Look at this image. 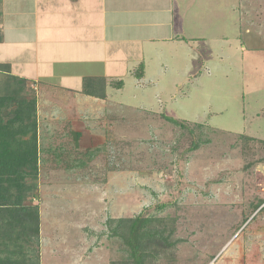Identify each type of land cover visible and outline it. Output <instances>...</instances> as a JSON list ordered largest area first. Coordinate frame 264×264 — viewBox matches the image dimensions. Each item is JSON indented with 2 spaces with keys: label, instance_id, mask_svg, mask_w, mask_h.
I'll return each instance as SVG.
<instances>
[{
  "label": "rangeland",
  "instance_id": "obj_1",
  "mask_svg": "<svg viewBox=\"0 0 264 264\" xmlns=\"http://www.w3.org/2000/svg\"><path fill=\"white\" fill-rule=\"evenodd\" d=\"M174 6L223 59L200 62L195 82L173 85L192 63L175 66L168 47L175 68L154 69L156 85L152 75L141 85L132 76L118 95L107 87L104 95L95 84L105 97L89 103L73 76L83 48L69 42L79 30L69 20L49 21L37 45L32 30L7 32L0 96L12 93L14 77L27 80L21 94L37 98L44 148L32 202L39 236L23 244L28 263L135 264L144 241L152 243L142 251L153 252L144 264H264V210L254 214L264 199V0ZM242 16L251 34L239 29Z\"/></svg>",
  "mask_w": 264,
  "mask_h": 264
},
{
  "label": "crops",
  "instance_id": "obj_2",
  "mask_svg": "<svg viewBox=\"0 0 264 264\" xmlns=\"http://www.w3.org/2000/svg\"><path fill=\"white\" fill-rule=\"evenodd\" d=\"M176 1L0 0V45L6 41L7 32L13 29L20 32L26 29L34 31V45H37V32L50 26L49 21L52 20L53 25L54 21L69 20L70 24L79 30L75 28L78 31V34L75 33L76 38L71 35L68 41L79 43L83 48L79 55L72 57V62L81 66L76 68V74L73 73V76L82 80L87 92L92 91L90 84L95 87L93 84L100 83L104 95L116 91L118 95L126 86L124 81L132 76L136 78L134 83L141 85L152 75L154 82L149 83L156 85L157 72L154 69L160 66L166 73L175 68L168 63L169 60H165L168 47H171L173 61L177 63L175 66L178 63H182V66L192 63V67H182V71L175 74V78H182L180 82L174 83L172 80L171 84L189 85L195 82V79L191 78L198 76L195 74V68H199L200 62L216 64L223 56H217L205 45L204 35L202 37L199 33L201 25L193 29L188 21L174 13ZM47 14L51 17L50 20L45 18ZM242 18L245 22L244 16ZM44 20L47 22L42 24ZM243 26L246 28V34L252 33L253 26L250 23L245 22L238 27L242 30ZM57 27L61 28L59 24L54 28ZM111 82L118 84V88L111 87ZM105 83L107 86H104ZM106 87L108 90L105 93ZM67 90L74 92L70 91L72 89ZM85 96L79 99H87L89 103L93 98ZM87 112L91 113V110H86ZM38 145L39 163L42 164L41 152L44 148L41 144ZM58 156L56 154L55 158Z\"/></svg>",
  "mask_w": 264,
  "mask_h": 264
},
{
  "label": "trees",
  "instance_id": "obj_3",
  "mask_svg": "<svg viewBox=\"0 0 264 264\" xmlns=\"http://www.w3.org/2000/svg\"><path fill=\"white\" fill-rule=\"evenodd\" d=\"M13 80L16 86L10 89L13 94L0 96V264H30L26 249L29 246L24 245L30 244L35 235L39 236L40 220L38 207L32 203L39 180L38 101L36 97L21 94L26 87V79L14 77ZM89 86L92 91L87 95L103 97L96 89L98 86L101 90V85ZM166 120L170 121V118ZM263 204L264 199L255 206V211ZM151 221L152 218L139 223L146 224ZM125 222L127 221H122L124 224ZM137 229V226L133 225L130 231L135 232ZM147 233L145 231L139 237L144 239L149 235ZM155 234L151 236L155 238ZM140 238L135 234L128 244L135 247L134 241H139ZM142 243L143 245L135 247L137 252L141 247L135 264H144L153 253L148 249L142 251L144 246L147 247L152 242ZM23 246L27 251L22 250ZM132 258H135V255Z\"/></svg>",
  "mask_w": 264,
  "mask_h": 264
},
{
  "label": "built area",
  "instance_id": "obj_4",
  "mask_svg": "<svg viewBox=\"0 0 264 264\" xmlns=\"http://www.w3.org/2000/svg\"><path fill=\"white\" fill-rule=\"evenodd\" d=\"M264 209V204L254 213L255 215L259 214V212Z\"/></svg>",
  "mask_w": 264,
  "mask_h": 264
}]
</instances>
